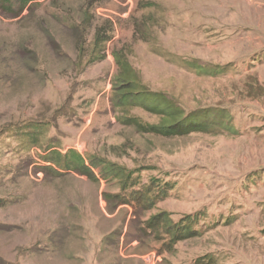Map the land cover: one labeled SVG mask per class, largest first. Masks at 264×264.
Segmentation results:
<instances>
[{
  "label": "rangeland",
  "instance_id": "1",
  "mask_svg": "<svg viewBox=\"0 0 264 264\" xmlns=\"http://www.w3.org/2000/svg\"><path fill=\"white\" fill-rule=\"evenodd\" d=\"M99 1L0 15V264H264V0ZM116 56L200 131H145Z\"/></svg>",
  "mask_w": 264,
  "mask_h": 264
},
{
  "label": "trees",
  "instance_id": "2",
  "mask_svg": "<svg viewBox=\"0 0 264 264\" xmlns=\"http://www.w3.org/2000/svg\"><path fill=\"white\" fill-rule=\"evenodd\" d=\"M46 0H0V15L5 19H16L17 17L21 16L22 13L25 10H30L32 8H37L40 6L42 2H45ZM90 1V0H86ZM93 3H100L99 0H93ZM92 3V4H93ZM97 4V5H98ZM102 4V2H101ZM82 13V12H80ZM84 21V19H81ZM73 26V24H72ZM97 29V28H96ZM94 30V35L92 38V47L96 51V55H99L102 51L99 50L97 52V47L101 46V44H106L110 40V36L107 35L105 37H101V34L99 30ZM109 32V29L107 30ZM99 56H95L94 60H99ZM117 64L119 67H121V72L117 74V76L114 79V89L117 92L120 100L122 102L126 103H133L134 105H141L142 100H151L152 102H157L154 96L150 95H142V92H139L140 90V84L137 81L138 80V74L132 70V68L127 64L126 60L124 61L120 57L116 56ZM136 98L134 101L131 100V98ZM133 98V99H134ZM166 105L163 103L164 101H159L158 105H155L154 103L149 105H141L148 111L149 113L154 114L155 116H158L160 119V122L155 125L148 127L145 131L151 134L159 135L165 138H171V137H180L182 135L188 134L193 131H200L199 125L194 123H188L186 122V119H182L180 117V113L177 110H173V107L169 105V100L164 99ZM201 119H204L203 117ZM194 120H197L194 119ZM215 120L218 121V117L215 118ZM189 126V127H187ZM141 128V127H139ZM51 157H56V159L65 160V167H67L69 170H72L82 176H87L88 178L91 177V172L88 169V167L83 162L82 158L75 153L74 151L68 152V156H61L58 153H51ZM52 162V161H51ZM56 162V160H55ZM53 162V163H55ZM121 171L118 169L117 173H120ZM128 175V174H126ZM128 177H125V179ZM194 220H188L185 222L186 229L187 227H191ZM172 223L169 220L168 214H157L155 216L150 217L146 222V230L150 232V234H154L156 236H160L161 234H168L170 230H172V238L179 241L181 238H177V235L179 234L176 229L173 230ZM176 228V227H175ZM179 228V227H178ZM194 233L191 232V230H188V232L185 234L187 237H191ZM183 239V238H182Z\"/></svg>",
  "mask_w": 264,
  "mask_h": 264
}]
</instances>
